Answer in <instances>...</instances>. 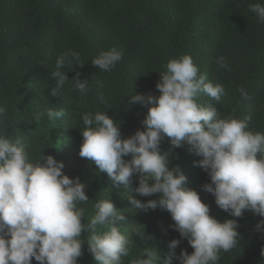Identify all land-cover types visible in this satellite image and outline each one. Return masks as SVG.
<instances>
[{"label": "trees", "instance_id": "1", "mask_svg": "<svg viewBox=\"0 0 264 264\" xmlns=\"http://www.w3.org/2000/svg\"><path fill=\"white\" fill-rule=\"evenodd\" d=\"M251 3L264 4V0H0V103L8 108L5 134L25 141L32 162L42 154L51 155L64 163L63 173L70 179L80 178L90 199L79 205L85 209L82 222L89 223L95 215L96 201L111 200L125 215L118 222L122 233L129 234L130 223L143 224L146 235L152 237L149 246L156 248L161 261L172 240L181 241L177 256L182 250L191 254L194 249L188 240L170 227L174 221L169 212L137 211L129 200L147 202L159 194H135L132 189L139 186L138 176L130 187L117 186L94 163L80 157L82 113L106 112L118 122L123 138L135 135L144 130L139 122L148 108L131 103L129 97L159 96L156 85L164 66L170 59L190 54L200 72L207 73L212 83L222 84L226 93L219 102L201 93L198 103L213 104L221 117L250 118L249 130L264 133V24L249 11ZM114 47L123 50L122 60L111 72H100L92 58ZM68 49L80 53L81 65L62 69L69 81L53 97L50 91L56 82L50 73L56 70L57 56ZM220 56L230 70L214 62ZM77 74L89 81L85 95L75 90L72 81ZM239 87L247 90L250 99L241 98ZM48 108L62 109L65 115L53 120L45 117L37 124L34 115ZM160 148L171 153V166H179L188 178L187 186L198 192L212 217L221 222L238 220L239 244L229 252L221 251L219 264H264V230L257 231L264 217L246 211L242 218H235L221 210L214 196L202 190L210 177L194 166L201 157L190 152L188 145L172 149L165 137ZM90 235L83 233L81 239L87 242ZM131 239L123 264H131L146 246L138 237ZM82 252L77 264H97L87 243ZM32 264L38 262L33 258ZM173 264L179 261L174 258Z\"/></svg>", "mask_w": 264, "mask_h": 264}, {"label": "clouds", "instance_id": "2", "mask_svg": "<svg viewBox=\"0 0 264 264\" xmlns=\"http://www.w3.org/2000/svg\"><path fill=\"white\" fill-rule=\"evenodd\" d=\"M248 8L257 22L264 24V4L251 3ZM122 58L123 50L114 47L102 50L91 61L100 72H111ZM79 61L80 53L73 49L57 56L56 70L50 73L56 82L51 96H58L69 81L62 69L81 65ZM214 62L220 69L230 70L225 57ZM164 67L156 85L159 96L129 97L131 103L148 108L145 119L139 122L144 130L123 138L118 122L106 112H84L79 155L117 186L130 187L133 177L138 176L139 186L132 189L135 194L159 197L147 202L129 197L133 208L169 212L174 221L170 227L187 239L194 251L182 250L177 256L181 241L172 240L166 259L161 261L156 248L149 246L152 237L146 235L143 224L130 223L129 234L122 233L118 222L124 221L125 215L111 200L96 201L95 215L89 223L82 222L85 209L79 205L90 200L86 185L79 177L65 175L64 163L51 155L42 154L32 162L25 141L5 134L8 108L0 103V264H32L33 258L38 264H77L85 243L97 264H123L132 236L146 246L131 264H173L174 258L179 264H219L221 251L229 252L239 244L238 220L221 222L210 215L198 192L187 186V176L179 166H171V153H162L160 145L165 137L172 149L188 145L190 152L201 157L194 166L210 177L202 190L214 196L221 210L235 218H242L246 211L264 217V133L249 130L250 118L221 117L213 104L198 103L201 93L216 102L226 93L222 84L212 83L207 73L200 72L190 54L170 59ZM72 82L81 95L87 93L88 80L77 74ZM237 91L242 99H250L245 88ZM98 99L105 102L102 95ZM64 115L62 109L48 108L33 119L38 124L45 117L53 120ZM128 156L131 159L125 160ZM262 230L264 220L257 224V231ZM88 232L90 238L84 242L82 234Z\"/></svg>", "mask_w": 264, "mask_h": 264}]
</instances>
